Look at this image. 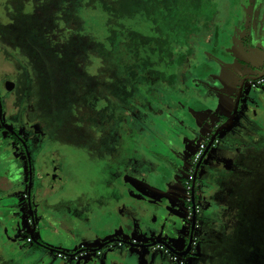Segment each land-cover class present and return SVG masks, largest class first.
Instances as JSON below:
<instances>
[{"label": "rangeland", "instance_id": "1", "mask_svg": "<svg viewBox=\"0 0 264 264\" xmlns=\"http://www.w3.org/2000/svg\"><path fill=\"white\" fill-rule=\"evenodd\" d=\"M98 1L100 0H0V71H5L12 79L18 81V97L23 94L32 77L30 82L33 83L30 84L33 86L35 94L38 93V101L43 100L44 97L41 96L43 94L45 99L53 104L50 121L56 131L64 136L63 141L67 143V147H74L71 150L78 156L79 164H82V167L80 166L81 179L86 181L84 184L77 185L79 173H74L72 170L75 159H69L67 165L71 170L65 181L67 183H64L65 185L62 187H53V189H61V191H56L55 195L63 201L65 200L63 202L65 206L62 207L60 203V207L54 209L60 213L62 228L58 229L53 224L46 222L40 224L38 221L37 223L36 238L43 242L47 248L40 247L39 251L35 253H23L26 237L31 230L28 218L29 210L26 211L24 207L21 210L19 215L21 228H16L14 233L12 232L14 229L1 219L0 264H61L62 258H58L56 252L51 249L71 252L69 241L74 245L78 240L89 239L83 235L79 236V233L77 235V231L73 229L79 220L86 218L85 212L81 211L83 207L81 201L90 197L87 200L91 204H96L99 201L105 204L104 200L109 202L112 200L111 196L119 193L116 184L122 164H125L124 161L127 157L136 155L137 141L142 137L147 136L143 141L153 140V137L147 134L150 122L156 125L155 129L160 128L164 132H172V127L163 119V113L167 112L169 107H179L176 99H180V96L176 95L175 91H171L168 86L172 75L164 74L163 71L153 75L149 69L142 67L135 60V62L132 61L125 48L122 47L118 50L116 48V52L109 49L103 53L102 50L106 48H101L91 38L83 36V27L75 21V18L80 15L79 12L86 5L97 8ZM104 1L121 2L122 0ZM185 1L190 5V0ZM228 3L229 0H203L200 15H193L194 18L201 17L197 22L199 28L209 33L210 29L206 28L204 18L212 15L215 8L225 14ZM93 12L96 14L98 11L94 9ZM245 35L248 36L247 33ZM201 37L197 40L194 39L192 46L178 45L170 63L176 64L181 52L186 54L184 61L191 60V55L198 53L194 49H198L203 43ZM252 37L243 36V39L239 40V57L237 55L238 59L235 60L232 67L222 63L223 71H227V73H223L222 78L230 84L232 83L233 88L237 83L235 77L237 70L243 69L248 70L251 74H259L264 69V48H261L256 43L257 41L252 45L250 42ZM204 38L207 39V37ZM191 49H193L192 52ZM67 51L69 54L67 60L64 58L58 60V54L63 53L64 56ZM257 62L260 65H256ZM131 65V70L136 73L135 77L123 68L128 66V71H130ZM240 81H238V86ZM261 87L264 88V85L252 87L249 80L246 81L242 103L244 104L245 97L249 92L255 93ZM77 95L80 100V126L75 124L78 117L76 118L71 113L72 104ZM137 118L139 119L137 120ZM247 120L255 124L254 119L247 117ZM237 122L238 120H235L233 125H236ZM202 125L204 131L198 134L194 142L189 141L185 136L182 137L192 150L198 148L203 142L207 135L206 131L214 130L210 123ZM119 130L120 138L115 139L109 136L111 133L114 135L113 137L117 136ZM247 134L249 131L245 136ZM109 139L111 143H114L113 147L105 149V146H110L107 143ZM157 140L161 143L160 138ZM230 141H233V145L236 143L233 139ZM256 141L257 139H254L253 142L256 143ZM257 143L251 148V157L248 161L251 171L248 175L239 174L236 177L238 184L237 187L235 185L237 189L233 193L231 204L237 202V205L234 206L236 209L229 217V221H231L227 224L223 237L221 236L222 245L214 252L207 254L209 258L207 261H203L204 264H264V148L262 149L261 145ZM156 147H158L157 150H161L159 145ZM112 149L117 156V159H113V161L108 152ZM210 157L212 156L209 154L207 158ZM110 161H112L113 170L109 168ZM44 162L46 161L42 158L41 164ZM205 163L200 169L199 180L206 170ZM188 167L190 164H187L185 170ZM5 172L0 170V194L8 185L7 182L1 180L7 176ZM15 173L18 172L14 171ZM232 176V174H226L223 177L228 182ZM244 180L246 182L242 185ZM179 187H182L181 184ZM76 192L79 193L80 202L68 199ZM20 193H24V191H20ZM95 195L97 196L95 197ZM100 195H104V197ZM0 216L4 217V214L0 213ZM186 233L189 236V229L186 230ZM91 234L93 237L99 236V232L95 230ZM71 236L73 237L70 238ZM166 239L176 248H183L186 245L185 240H173L168 236ZM138 240L149 242L151 239L149 236H143ZM207 244V241L201 239L198 247L194 248L187 257L182 258L184 263L196 264L198 261L200 262L203 259L200 254L203 253ZM101 251L104 255L115 251L117 254L132 255L133 257L139 255L142 259L151 255L158 259L166 254L168 257L166 259L170 264H180L170 259L169 253L156 247L136 249L125 244L119 247L118 243L114 242L107 244ZM83 258H89L87 264H101L102 262L101 256H98L97 252H88ZM66 260L77 261L76 258H66Z\"/></svg>", "mask_w": 264, "mask_h": 264}, {"label": "flooded vegetation", "instance_id": "2", "mask_svg": "<svg viewBox=\"0 0 264 264\" xmlns=\"http://www.w3.org/2000/svg\"><path fill=\"white\" fill-rule=\"evenodd\" d=\"M226 9L227 10L225 14L224 12H221L218 16H223L225 17V19L228 17L229 22L234 21L236 31L233 32V34H228L218 28L215 33H211V35L207 37V39H205V41H203L202 43V45H209V47H213L214 51H210V55L218 57V52L215 51L217 46L225 48L227 45H238L239 40L241 38L243 39V36L247 38L253 36L252 41H250L251 44L257 41L256 43L264 48V42L261 41L263 35L262 31L264 30V0H229ZM246 33L248 34V36L245 35ZM192 51L193 49L191 50V52ZM31 80L32 77L29 79V85H27V88L24 89L23 94L18 97V81L12 79L5 71H0V170L4 172L6 171L5 173L7 176L3 177L1 180L7 182L8 184L5 187L4 192L0 194V213L4 214V217L0 216V220L2 219L4 223L10 226V228L14 229L12 231L14 233L16 231V228L21 226V219L19 218L21 210L23 209V207L26 209V211L29 210L28 218L31 224V230L26 237L27 241L24 247L25 251L23 252L26 254L30 252H38L40 247H46L43 242L37 239L40 243L37 244L39 246V249L33 248L34 242L30 237V232L33 229V225L32 218L30 216L29 202L31 203L32 209L34 211L36 225L38 221H40V224L46 222L53 224L58 229H61L62 227L60 225V213H58L54 209L56 207H60V203L62 207L65 206L63 204L65 200L63 201V199H60L59 196L57 197L55 195V192L61 191V189H53V187H62V185H65L64 183L71 170L70 166L67 165V161H69V159H75V165H73L72 170L77 174L79 172V161L77 158L78 156H76L75 152L71 150V148L74 147H67V143L63 141L64 136L62 135V133L59 134V131H56L52 122L50 121V113L53 104L50 103L48 99H45V96L43 94L41 95L44 97L43 100L41 102L38 101L37 98L39 96L37 95L38 93L35 94V92L33 91L34 88L30 84L33 83L30 82ZM251 81L252 80H249V82ZM8 82L13 83L11 88H9ZM76 97L77 98L74 99L72 104L71 113H73L76 118L78 117L75 124H78L80 126V100L78 95ZM246 108L248 111L247 117H250L252 119L257 115L256 111H260V114L254 117L256 119L254 120L255 124L249 121L250 127L246 130V132L249 131V133H253V135L255 136V138H253V140L250 142L248 148L244 147V153L246 155H249L250 159L251 148H253L257 142V144L261 145L260 147L262 149L264 148V100H261L258 104H255V106L250 105ZM166 122L169 123L168 125H172L171 123H173L172 120H166ZM151 124L152 123L150 122V125ZM259 125L260 127H258ZM152 126L155 127L156 125L152 124ZM215 127L216 126H214L213 128L215 129ZM153 128L149 129L150 137H152L151 134L154 133ZM260 128H263V130H260ZM213 131H206V137H204L203 142L200 143L198 148H196L195 150H192L190 146L187 145L188 151L185 152V154L183 153L184 155L180 160L178 159V175L184 174V180L181 183L184 193L182 196V203L180 204V206H177L176 211L178 212H176V214L183 215V219H185V221L182 223V227L181 224H178V226L174 229L176 233H174V230L172 232L176 237H174V239L181 241L185 240L186 242V245L181 249H178L171 244L178 251L186 250L189 244L193 219L192 185L194 180V172L197 164L200 162L205 152L206 147L208 146V142L212 134L214 133ZM176 134H179L182 137L184 136L182 130H177ZM109 136L115 139H117L118 137L120 138V130L119 134L117 133V136L113 137L114 135L112 133L109 134ZM247 136L248 134L240 140L236 138V143H245V137ZM187 139L194 142L196 138ZM254 139H257L256 143L253 142ZM107 143L110 146H105V149L113 147L114 143H111L110 139L107 140ZM236 143L234 145H236ZM201 145H203L204 147L199 156L196 158ZM224 149L225 144L222 143L217 137V139L214 141L213 147H211L209 152L203 158L197 174L195 185L197 220L196 227L193 231L190 252L186 256H178L172 253L163 244L159 243L152 246L154 248H159L161 251H165V253H169L171 255L170 259L176 261L177 263L185 264L182 258L187 257L194 248L196 249L201 239L207 241L208 244L205 249H203V253L200 254L203 256V259L200 262L198 261L196 264H204L203 261H207V259L209 258L207 254L214 252L222 245L221 238L224 235L223 233H225L227 224L231 221H229V217L232 216L234 210L236 209L234 206L237 205V202L231 204V198L234 197L233 193L237 189L236 187L238 184L236 177L239 174L248 175V173L251 171V167L248 162L249 160L246 163L244 162V160L243 162H240L244 165L242 166L244 167V169H240L235 165H232L231 167H227L225 165L226 167H224L222 164L224 156L223 153L227 152ZM117 150L120 151V149L118 148ZM108 152L112 156V159H117V156L115 155L113 149ZM235 152L237 153L238 151L236 150ZM209 154L212 157L208 159L207 157ZM243 157L236 156L237 159H242ZM42 158L46 161L44 162V164H41ZM204 163L206 164V170H204L203 177L199 180L198 175ZM187 164H190V167H188L185 172V167L187 166ZM76 170H78V172H76ZM14 171L18 173L14 174ZM226 174L233 175L228 182L224 180L223 177ZM30 182H32V186L29 190ZM245 182L246 181L244 180L241 184L244 185ZM20 191H24V193L19 194ZM77 196L78 195L74 197H68V199H71V201H78L80 199H78L79 196ZM116 196L117 194L115 193L114 198H117ZM83 203L86 205L89 204L87 199L84 200ZM210 203L213 207L210 206ZM118 210L121 212V209ZM85 214V220L79 221L81 223L83 222L82 224L85 223L88 226L91 224V222H94V219L91 218L89 213L85 212ZM119 216L120 215L107 216V218L99 221L100 227L98 229H95L93 225L91 227L92 229H79L78 232L75 225L79 221L73 226V229L77 231V235L79 233V236L83 235V237L89 239L91 238V240L96 239L101 241L102 239L101 242L95 244L94 246H91L88 243H82L78 246V249H76V251L73 250L71 252H63L52 249L51 250L53 252H56L57 257L62 258V260H66V258H76L78 260L80 258H83L86 253L90 252L84 251L78 254H74L79 249L87 247H97L102 242L114 237L130 240L134 243H152L157 239H163L169 243L167 239L162 237L155 238L153 240H150L149 242H143L141 240H138L140 237H143L142 235L138 234L136 236H128L127 232L131 233L130 228L129 226L122 223ZM149 229H147L148 232ZM183 229L185 230L184 234ZM187 229H189L190 231L189 236L186 235ZM93 230L99 232V236L93 237L91 234ZM151 230L155 231L156 229ZM57 233L59 234V230L57 231ZM72 237L73 236H71L70 238ZM116 243H118L119 247L124 245V243L122 242ZM101 250L102 249L96 251L98 256L104 255ZM137 257L139 256L137 255ZM149 258L150 257H146L144 259L148 260ZM168 263L170 264L169 261Z\"/></svg>", "mask_w": 264, "mask_h": 264}, {"label": "crops", "instance_id": "3", "mask_svg": "<svg viewBox=\"0 0 264 264\" xmlns=\"http://www.w3.org/2000/svg\"><path fill=\"white\" fill-rule=\"evenodd\" d=\"M218 28L228 34H233V32L236 31L234 21L229 22L228 17L225 19L223 16H218L212 24L213 30L207 33L206 37H209L211 33H215ZM262 34L261 41L264 42V30ZM203 41H205V38ZM239 44L240 42L235 46L227 45L225 48L217 46L215 51L218 52V57L209 55L210 51H214L212 46L201 45L199 48L197 47L198 49H194V51L198 53H196V55L192 54L191 60L188 59L184 61L182 65L178 66L175 73L176 79L168 86H170L169 89H171V91H175V94L180 96V99H176V103L179 107L173 106L167 110V112L163 113L164 120L173 121L174 125H169L172 127V132L167 133L160 128V130L158 128L155 129L152 124L149 126V129L154 127V133L151 134L153 140H149L150 142L143 141V139L147 138L146 136L137 141L136 147L138 151L135 152L136 155L127 157L126 161H124L125 164H122L120 168L121 172L116 184V187L119 189V193H117L116 196L117 198L111 196L112 200L109 202L104 200L105 204H102L100 201V203H89L88 205L83 203L82 212L89 213L91 218L94 219V222H91L88 227L85 223L82 224L83 222L81 223L79 221L76 224L77 230L91 228L93 225L95 229H98L100 227L99 221L107 218V216L120 215L119 217L122 223L129 226L130 231L136 230L139 235L145 233V235L142 236H146L147 229L150 228L147 236H149L151 240L159 237L166 239L167 236L175 240L174 233L176 232L174 229L178 224H181L182 227V223L185 221L183 215L176 214V212H178L176 211L177 206H180L182 203V196L184 193L182 187H179L184 180V174L178 175L179 171L177 172V168L179 166V160L183 157L185 152L188 151V144L183 141L182 136L176 133L177 130H182L186 138H197L198 134H200L199 129L203 126L202 124L204 122L210 123L211 125H219L222 123L220 120L223 118L227 119L231 115L234 100L237 95L236 93L239 88L238 81L245 75H256L249 73L248 70H237L235 73L237 83L234 88L233 85H231L232 83L230 84L227 80L222 78L223 73H227V71H223L222 63L232 67V64H234L236 62L235 60L239 57ZM256 65L260 64L257 62ZM232 73L234 74V72ZM230 76L232 77V75ZM242 98L240 111L236 120L243 119L248 114L247 106H255V104L264 100V88L261 87L255 93L249 92L245 97L244 104L242 103ZM256 112V116H258L260 111L257 110ZM254 117L253 119L256 120ZM138 119L139 118H137V120ZM147 134L150 135L148 132ZM157 138L161 139V143L158 142ZM252 138H255V136L253 133H249L248 136L245 137V143L239 142L233 145V141L224 142V150L227 152L223 153V166L231 167L235 165L240 169H244V167H242L244 165L240 162L244 160L246 163L249 160V155L244 153V147L248 148ZM233 140L234 142L237 141V139ZM158 145L161 147V150H157L158 147L156 146ZM236 150L238 151L237 153L235 152ZM236 156L244 157L242 159H237ZM111 160L113 161V159ZM112 161L109 162V168L113 170L111 167ZM81 165L80 163L79 174L77 176L78 181L76 180L77 185L86 182L82 180L80 176L82 174ZM66 183L67 182H65V184ZM76 195L79 196V193H74L73 197ZM96 196L97 195H95V197ZM100 196L104 197V195ZM88 198H85V200ZM78 199H80V196ZM82 202L84 201H81V203ZM211 203L210 206H212ZM118 209H121V212ZM151 229L156 230L153 231ZM173 230L174 233L172 232ZM101 241L96 239H82L78 240L74 245L69 241L68 245L72 248V251H75L82 243H88L94 246ZM166 257L167 256L164 255L162 258L155 259L154 256L151 255L148 260H145L137 256L133 257L132 255L117 254L113 251L101 256V264H169ZM87 261L89 262V258L78 259L74 262L61 260L60 263L87 264Z\"/></svg>", "mask_w": 264, "mask_h": 264}, {"label": "trees", "instance_id": "4", "mask_svg": "<svg viewBox=\"0 0 264 264\" xmlns=\"http://www.w3.org/2000/svg\"><path fill=\"white\" fill-rule=\"evenodd\" d=\"M202 1L190 0L189 5L185 0H100L97 8L89 5L83 7L75 21L83 27V36L91 38L101 48H106L102 50L103 53L109 49L116 52L123 47L132 61L149 69L151 74L157 75L163 71L164 74L172 75L170 85L175 81L176 69L182 65L186 55L181 52L177 63H170L177 46H192L194 39L207 36L208 32L201 30L197 23L201 17H193L194 14L200 15ZM94 9L98 11L96 14ZM219 11L215 8L212 15L204 18L209 32L213 30L211 23L220 15ZM58 56V60H67L69 54L67 51L64 56L63 53ZM123 68L133 77L136 76L135 71L131 70L132 65L130 71L128 66ZM33 248L39 249V246L33 243Z\"/></svg>", "mask_w": 264, "mask_h": 264}, {"label": "water", "instance_id": "5", "mask_svg": "<svg viewBox=\"0 0 264 264\" xmlns=\"http://www.w3.org/2000/svg\"><path fill=\"white\" fill-rule=\"evenodd\" d=\"M262 76H264V69L259 74H256V75H245L240 81L231 115L223 123H221L219 125H212L213 127L216 126L214 129V133L212 134V136L208 142V146L206 147L205 152H204L200 162L197 164V166L195 168V172H194V180H193V185H192V198H193L192 231H191V237L189 240V244H188L186 250L178 251L171 244H169L167 241H165L163 239H157V240L153 241L152 243H142V242L141 243H134L130 240L120 239L118 237H114V238L108 239L107 241L102 242L97 247L81 248L74 254H78V253H81L84 251L96 252L100 249H103L107 244L114 243V242H122V243H124V244H126L132 248H136V249H146V248H150V247L160 243V244H163L172 253H174L178 256H186L191 250L193 231L196 227V220H197L196 214L197 213H196V202H195V185H196V178H197V174H198L201 162H202L203 158L206 156V154L209 152L211 147H213L214 141L217 139V137L219 138V140L222 143H224V142H228L232 139H236V138L238 140H240L241 138H243V136H245L246 130L249 129V127H250L249 120H247V115L243 119L238 120L236 125H233V123L236 120V117L240 111V103H241V98H242L243 93H244V86H245L246 81H248V80L254 81V80L260 79ZM8 84H9V88H11L13 85L12 82H8ZM203 127L204 126L200 127V129H199L200 132L204 131ZM31 186H32V182H30V184H29V190L31 189ZM29 208H30V216L32 218V225H33V229L30 232V237L34 243L40 244L39 241L37 240L36 236H35V232L37 230V225H36L35 218H34V211L32 209L30 202H29ZM135 232H137V231L132 230L131 233L127 232V235L128 236H133V235L136 236L139 234L138 232L137 233H135ZM148 234L149 233L147 231L146 236ZM140 235H145V233H141ZM52 250H54V249H52ZM66 254H68V253H66ZM69 255H72V254H69Z\"/></svg>", "mask_w": 264, "mask_h": 264}, {"label": "built area", "instance_id": "6", "mask_svg": "<svg viewBox=\"0 0 264 264\" xmlns=\"http://www.w3.org/2000/svg\"><path fill=\"white\" fill-rule=\"evenodd\" d=\"M250 84L252 85V87H256L257 85H263L264 84V76H262L260 79H257V80H254V81H251ZM203 145H201V148L200 150L198 151L197 155H196V158L199 156L200 152L202 151L203 149Z\"/></svg>", "mask_w": 264, "mask_h": 264}]
</instances>
